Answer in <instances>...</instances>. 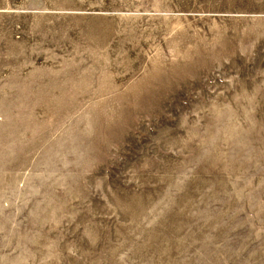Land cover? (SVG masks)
<instances>
[{
	"label": "rangeland",
	"instance_id": "374dc122",
	"mask_svg": "<svg viewBox=\"0 0 264 264\" xmlns=\"http://www.w3.org/2000/svg\"><path fill=\"white\" fill-rule=\"evenodd\" d=\"M0 264H264V0H0Z\"/></svg>",
	"mask_w": 264,
	"mask_h": 264
}]
</instances>
